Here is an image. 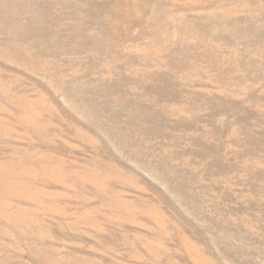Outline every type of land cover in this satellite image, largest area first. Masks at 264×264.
I'll use <instances>...</instances> for the list:
<instances>
[{
  "label": "rangeland",
  "instance_id": "rangeland-1",
  "mask_svg": "<svg viewBox=\"0 0 264 264\" xmlns=\"http://www.w3.org/2000/svg\"><path fill=\"white\" fill-rule=\"evenodd\" d=\"M0 264H264V0H0Z\"/></svg>",
  "mask_w": 264,
  "mask_h": 264
}]
</instances>
